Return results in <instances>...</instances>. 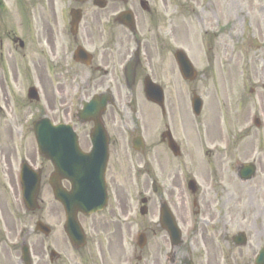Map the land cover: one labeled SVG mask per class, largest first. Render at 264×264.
Returning a JSON list of instances; mask_svg holds the SVG:
<instances>
[{
    "label": "flooded vegetation",
    "instance_id": "obj_1",
    "mask_svg": "<svg viewBox=\"0 0 264 264\" xmlns=\"http://www.w3.org/2000/svg\"><path fill=\"white\" fill-rule=\"evenodd\" d=\"M182 7V0H0V49L13 43L20 57L9 65L17 107L57 128L46 156L35 140L11 153L0 146V264H256L264 250L262 159L244 179L247 172L224 169V155L207 149V159L221 156L219 167L197 170L202 115L182 111L180 97L182 82L190 94L201 89L197 76L183 78L166 58L177 49ZM27 78L36 90L28 100ZM161 93L163 105L151 100ZM22 176L31 185L39 179L34 209L22 200ZM104 190L103 209L80 210L81 193L98 192L101 201ZM70 218L84 234L78 243Z\"/></svg>",
    "mask_w": 264,
    "mask_h": 264
},
{
    "label": "rangeland",
    "instance_id": "obj_2",
    "mask_svg": "<svg viewBox=\"0 0 264 264\" xmlns=\"http://www.w3.org/2000/svg\"><path fill=\"white\" fill-rule=\"evenodd\" d=\"M182 6L181 28L173 46L184 49L193 61L201 89L198 93L204 102L199 118L203 130H199L197 141V170L202 174L203 169L219 167L221 156L207 159L204 155L211 149L224 155L223 168L229 170L237 169L241 162L258 164L255 157L261 156L258 168L262 175L264 153L258 154L260 144L264 147V0H182ZM2 19L6 23L3 14ZM8 24L9 29L14 27ZM0 54L8 73L6 83H0V87L6 88L11 101L10 105H4L0 92V106L6 112V116L0 114V123L9 120L12 126L5 129L0 125V146L7 144L5 148L11 153L19 146L34 144V135L31 124H27L29 107H17L18 83L8 70L19 53L13 43H8ZM170 57L172 51L167 49V60ZM25 84L24 81L22 87ZM191 97L182 82V111L191 107ZM256 116L261 118L260 128L254 125ZM231 180L237 183L235 177Z\"/></svg>",
    "mask_w": 264,
    "mask_h": 264
},
{
    "label": "water",
    "instance_id": "obj_3",
    "mask_svg": "<svg viewBox=\"0 0 264 264\" xmlns=\"http://www.w3.org/2000/svg\"><path fill=\"white\" fill-rule=\"evenodd\" d=\"M176 57H177L179 64L182 68L183 74L185 76H189L191 65L189 63L188 58L181 51H179L177 53ZM155 100H158V99L155 98ZM194 105L197 107V110L199 111L201 108V100L199 97L194 98ZM47 130L48 129L46 127L36 128L39 146H40V149L43 153H46ZM244 170H246L247 172H252L254 170V167L252 165L250 166V164H248V165H246ZM250 174L248 175V177L251 176ZM36 194H37V189L34 192H30V190H27L25 192V200L27 201L28 205H31V202H36ZM71 233H73V232H71ZM258 264H264V255L263 254L259 257Z\"/></svg>",
    "mask_w": 264,
    "mask_h": 264
}]
</instances>
